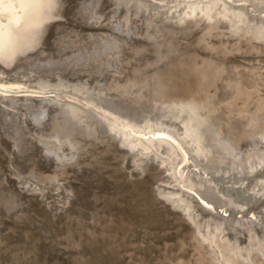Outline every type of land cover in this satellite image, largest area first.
Segmentation results:
<instances>
[{
  "label": "bare ground",
  "instance_id": "obj_1",
  "mask_svg": "<svg viewBox=\"0 0 264 264\" xmlns=\"http://www.w3.org/2000/svg\"><path fill=\"white\" fill-rule=\"evenodd\" d=\"M0 232V264H264V0H0Z\"/></svg>",
  "mask_w": 264,
  "mask_h": 264
},
{
  "label": "water",
  "instance_id": "obj_2",
  "mask_svg": "<svg viewBox=\"0 0 264 264\" xmlns=\"http://www.w3.org/2000/svg\"><path fill=\"white\" fill-rule=\"evenodd\" d=\"M41 94H42V95H58V96H61V97L67 98L68 100L73 101V102H76V103H79L80 105H83L84 107H87V108L90 109L91 111H94V112H96V113H98V114L101 115V113H100L99 111H97L96 109L90 108L88 105H86V103H83V102H81V101L77 100L76 98L71 97V96H69V95H64V94H62V93H58V92H55V91H48L47 93H41ZM217 211L220 212V213H223V212H224L223 209H219V210H217ZM224 213H225V212H224ZM0 233H1V232H0Z\"/></svg>",
  "mask_w": 264,
  "mask_h": 264
}]
</instances>
